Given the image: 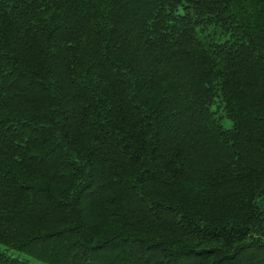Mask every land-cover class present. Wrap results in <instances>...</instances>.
<instances>
[{
	"label": "trees",
	"instance_id": "1",
	"mask_svg": "<svg viewBox=\"0 0 264 264\" xmlns=\"http://www.w3.org/2000/svg\"><path fill=\"white\" fill-rule=\"evenodd\" d=\"M0 244L264 264V0H0Z\"/></svg>",
	"mask_w": 264,
	"mask_h": 264
},
{
	"label": "rangeland",
	"instance_id": "2",
	"mask_svg": "<svg viewBox=\"0 0 264 264\" xmlns=\"http://www.w3.org/2000/svg\"><path fill=\"white\" fill-rule=\"evenodd\" d=\"M222 124L223 126L225 127H230L231 126V121L226 118V117H223L222 118ZM0 250H5L7 253L13 255V256H20V257H25L29 260L30 264H48V263H45V262H42V261H39L33 257H30L26 254H23L22 252H18L17 250H14V249H10V248H7L6 246L0 244Z\"/></svg>",
	"mask_w": 264,
	"mask_h": 264
}]
</instances>
